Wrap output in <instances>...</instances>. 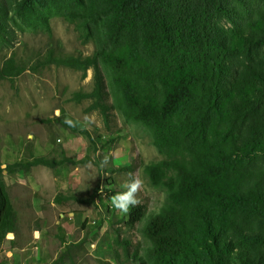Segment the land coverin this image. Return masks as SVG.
<instances>
[{"label":"trees","instance_id":"obj_1","mask_svg":"<svg viewBox=\"0 0 264 264\" xmlns=\"http://www.w3.org/2000/svg\"><path fill=\"white\" fill-rule=\"evenodd\" d=\"M50 7L95 50L74 56L47 47L26 62L13 52L0 64V82L51 66L82 78L91 70L92 91L76 92L72 101L92 100L89 110L105 122L116 108L147 128L163 159L144 172L165 200L150 214L130 206L123 224L130 231L141 224L148 244L143 254L140 247L130 253V242L118 239L127 260L264 264V0H0V43L13 44L17 16L38 19L51 36ZM107 78L111 106L104 103ZM48 122L89 137L63 112ZM66 163L73 161L34 158L0 167V245L15 233L16 220L4 172Z\"/></svg>","mask_w":264,"mask_h":264},{"label":"rangeland","instance_id":"obj_2","mask_svg":"<svg viewBox=\"0 0 264 264\" xmlns=\"http://www.w3.org/2000/svg\"><path fill=\"white\" fill-rule=\"evenodd\" d=\"M10 12L15 15V8ZM46 17L51 36L38 19L17 16L13 44L0 43V64L13 52L26 62L47 47L64 55L93 53L95 43L82 42L75 25L56 18L53 7ZM86 75L82 78L81 72L51 66L36 73L27 71L13 84L0 82V167L34 158L65 156L73 161L53 169L36 166L26 172H4L16 220L15 233L0 245V264H131L117 240L130 242V253L140 247L143 254L148 244L140 233L141 224L128 230L123 224L127 214L115 210L110 198L124 191L129 174L135 173L145 180L137 194L139 204L148 214L157 211L165 195L150 186L144 166L163 156L147 128L129 122L118 109L112 108L105 122L99 111L89 110L92 100L72 101L74 93L92 91V71ZM106 82L109 94L104 103L111 106L108 78ZM62 112L89 137L48 122ZM103 141L110 145L101 149ZM107 179L112 180L108 181L111 186L105 184Z\"/></svg>","mask_w":264,"mask_h":264},{"label":"clouds","instance_id":"obj_3","mask_svg":"<svg viewBox=\"0 0 264 264\" xmlns=\"http://www.w3.org/2000/svg\"><path fill=\"white\" fill-rule=\"evenodd\" d=\"M107 163L105 158L102 161V166ZM130 179L123 185L124 191L118 192L111 196V206L121 213L128 214L130 206H135L140 203L137 194L145 187V180L141 176L133 173L129 174Z\"/></svg>","mask_w":264,"mask_h":264}]
</instances>
